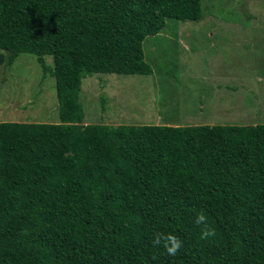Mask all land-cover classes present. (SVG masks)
<instances>
[{
    "label": "trees",
    "instance_id": "1",
    "mask_svg": "<svg viewBox=\"0 0 264 264\" xmlns=\"http://www.w3.org/2000/svg\"><path fill=\"white\" fill-rule=\"evenodd\" d=\"M205 1L0 0V67L35 56L59 113L0 122V264H264V124H84L83 80L151 76L144 41Z\"/></svg>",
    "mask_w": 264,
    "mask_h": 264
},
{
    "label": "rangeland",
    "instance_id": "2",
    "mask_svg": "<svg viewBox=\"0 0 264 264\" xmlns=\"http://www.w3.org/2000/svg\"><path fill=\"white\" fill-rule=\"evenodd\" d=\"M204 6L203 21L168 20L144 41L151 76H87L84 124H264V0ZM43 77L29 54L0 67V122H59L55 82Z\"/></svg>",
    "mask_w": 264,
    "mask_h": 264
},
{
    "label": "clouds",
    "instance_id": "3",
    "mask_svg": "<svg viewBox=\"0 0 264 264\" xmlns=\"http://www.w3.org/2000/svg\"><path fill=\"white\" fill-rule=\"evenodd\" d=\"M196 223L199 224H206V216L201 213L197 219ZM214 235V230L210 228H206L201 232V239H207L210 236ZM161 240L164 241V247L166 248L169 255H175L179 249L182 247V241L173 234H158L154 241L155 244H160Z\"/></svg>",
    "mask_w": 264,
    "mask_h": 264
}]
</instances>
